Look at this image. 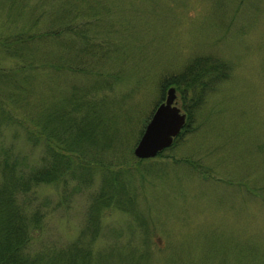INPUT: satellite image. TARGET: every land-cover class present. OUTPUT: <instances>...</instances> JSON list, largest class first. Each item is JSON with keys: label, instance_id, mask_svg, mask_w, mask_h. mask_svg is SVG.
<instances>
[{"label": "rangeland", "instance_id": "1", "mask_svg": "<svg viewBox=\"0 0 264 264\" xmlns=\"http://www.w3.org/2000/svg\"><path fill=\"white\" fill-rule=\"evenodd\" d=\"M40 12L18 58L0 49V170L5 157L24 174L41 168V144L57 148L56 133L74 125L83 151L70 156L87 172L32 189L28 258L49 264L82 236L88 264H264V0H0V39L34 34ZM196 57L226 63V78L186 131L185 118L168 147L137 159L169 87L159 82ZM108 178L118 206L99 207L97 231H86Z\"/></svg>", "mask_w": 264, "mask_h": 264}, {"label": "trees", "instance_id": "2", "mask_svg": "<svg viewBox=\"0 0 264 264\" xmlns=\"http://www.w3.org/2000/svg\"><path fill=\"white\" fill-rule=\"evenodd\" d=\"M41 16H44L43 12L34 13L32 17L31 15L29 17L28 23H30V28H34V34L28 35L23 29H11L4 34V38L0 39V49L6 57L18 58L17 53L23 49L22 43L25 42L24 39L30 41L33 36L37 35L38 29L43 27V23L38 22ZM48 22L47 30L43 32L44 39L52 37L51 33L44 34L52 30V22L49 20ZM228 69L229 67L226 63L224 64L215 58L196 57L192 62L184 66L183 71L174 76H168L159 82L158 88L162 93L166 86H172L178 91L180 97H184L185 100L188 99V102L181 106L186 113L184 131L187 130L190 117L200 108L204 95L213 89L217 81L226 78ZM1 71L3 70H0V76L8 78L7 74ZM0 80H3V78H0ZM8 83H10L9 80L4 83L5 86ZM76 129H78L77 126L73 125V129L68 131V135L65 138L57 132L53 143L57 148L52 147L46 141L41 144L43 145V154L46 155L41 168L28 169L24 174V171L20 168L8 167L5 157V168L1 167L0 170V264H43L44 261L40 259L37 261L35 258H28L26 246L32 239V234L30 233L32 229L28 228L25 223V218L22 216L24 215L23 209H25V205L30 204L34 200L31 197L33 195L32 189L37 184L54 183L58 180L65 181L63 179L67 175L71 179H77L76 177L79 174H86L87 166L86 164L82 166L84 161L79 156L75 158L70 156L83 151L79 144L83 137L79 136ZM31 140L35 141V136ZM105 183H107V187L105 189L101 188L102 191L100 189L98 196L94 197L90 203L87 213L89 223L86 226V231H97L95 219L99 216V207L107 208V204L111 200L118 206L119 202L116 200V193L113 192L111 187L114 185V181L108 178ZM75 190H78V188ZM103 194H107V201L104 203L102 202L104 201L102 199ZM33 214V218L29 221L38 224L39 213L36 209L33 210ZM80 238H78L76 243L73 242L70 247L56 251L55 255H53L54 260L49 264H88L90 260L92 261L94 258L90 252L91 246L84 244V238ZM80 240L82 241L80 242ZM100 254L97 257L95 256V258H99Z\"/></svg>", "mask_w": 264, "mask_h": 264}, {"label": "water", "instance_id": "3", "mask_svg": "<svg viewBox=\"0 0 264 264\" xmlns=\"http://www.w3.org/2000/svg\"><path fill=\"white\" fill-rule=\"evenodd\" d=\"M174 93V88L167 87L163 102L157 104L148 118L137 144L132 149L137 159L156 155L158 151L168 147L172 138L180 131L185 115L180 108L172 105L175 101Z\"/></svg>", "mask_w": 264, "mask_h": 264}]
</instances>
